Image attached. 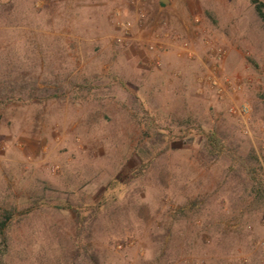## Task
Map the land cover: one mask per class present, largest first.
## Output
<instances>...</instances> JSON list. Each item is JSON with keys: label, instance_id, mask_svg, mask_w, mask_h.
Here are the masks:
<instances>
[{"label": "rangeland", "instance_id": "374dc122", "mask_svg": "<svg viewBox=\"0 0 264 264\" xmlns=\"http://www.w3.org/2000/svg\"><path fill=\"white\" fill-rule=\"evenodd\" d=\"M171 1L1 0L7 264H88L73 207L100 198L98 264H264L241 168L264 182V23L248 0Z\"/></svg>", "mask_w": 264, "mask_h": 264}, {"label": "trees", "instance_id": "16d2710c", "mask_svg": "<svg viewBox=\"0 0 264 264\" xmlns=\"http://www.w3.org/2000/svg\"><path fill=\"white\" fill-rule=\"evenodd\" d=\"M248 2L252 5L257 18L264 23V2L262 0H248ZM207 146L209 153L213 156H219L223 153L222 144L213 133H210L207 137ZM137 155L142 162H147L152 157V147L147 143H144L142 147L137 150ZM231 160L233 161L235 159L232 157ZM241 168L247 177V183L254 190V197L260 199V201L264 203V182L256 175L255 168L243 161L241 162ZM73 208H75L76 212L74 223L79 226L77 232L78 237L74 238V241L76 242V250L81 247L83 249L82 251L86 252V254H83L86 256L88 264H98V259L95 257L92 247L93 234L90 227L94 222L102 219L101 217H103V213L109 208V203L106 199L100 198L96 203L89 204L86 207L79 205L78 207ZM12 217L13 212L11 210H5L0 214V264H7L6 259H4L8 245L6 226L11 222ZM62 264H72V261L69 262L66 259Z\"/></svg>", "mask_w": 264, "mask_h": 264}, {"label": "crops", "instance_id": "0c3cea01", "mask_svg": "<svg viewBox=\"0 0 264 264\" xmlns=\"http://www.w3.org/2000/svg\"><path fill=\"white\" fill-rule=\"evenodd\" d=\"M159 2H158V4L160 5V6H163V7H166V6H170L171 8H173V6H174V4L172 3V1L171 0H167L165 3L164 2H162L161 0H158ZM175 17L174 16H172L171 14H169V20L173 23V24H176V21H175ZM177 21L181 24V30H182V32H184L185 31V33L186 34H189V31H188V28H187V26H186V23L183 21V19L181 20V19H177ZM178 29H180V27H177ZM187 29V30H186ZM145 31H147V30H145ZM150 33V31H147V33ZM158 32L159 31H155L154 32V34L156 35V36H158L157 34H158ZM159 37V36H158ZM148 38V37H147ZM155 39V38H154ZM165 41H164V43H163V45H164V47H175L174 45H176L175 43L173 44L172 42H170L168 39H164ZM157 41H160L159 40V38L157 39ZM159 47L161 48L162 46H160L159 45ZM166 53V52H165ZM168 53H170V50L168 51ZM167 57H169V55H166Z\"/></svg>", "mask_w": 264, "mask_h": 264}, {"label": "built area", "instance_id": "2783aa9c", "mask_svg": "<svg viewBox=\"0 0 264 264\" xmlns=\"http://www.w3.org/2000/svg\"><path fill=\"white\" fill-rule=\"evenodd\" d=\"M141 16H143L142 14H141ZM116 25L119 27V28H122L121 30L123 31V35H121V36H119L118 37V42H124V39H125V35L126 34H128V30H129V23H120L119 21H116ZM184 45L186 44V43H183ZM149 49H154V45H149V47H148ZM230 85H231V89L232 90H236V88H239V86L238 85H232V83L231 82H228ZM245 110H246V108L245 107H242L241 108V112L243 113V112H245Z\"/></svg>", "mask_w": 264, "mask_h": 264}, {"label": "water", "instance_id": "95a60500", "mask_svg": "<svg viewBox=\"0 0 264 264\" xmlns=\"http://www.w3.org/2000/svg\"><path fill=\"white\" fill-rule=\"evenodd\" d=\"M161 1L165 3L167 0H161Z\"/></svg>", "mask_w": 264, "mask_h": 264}]
</instances>
